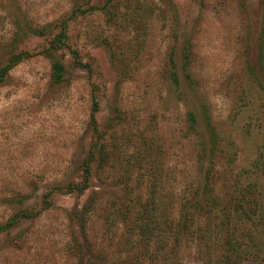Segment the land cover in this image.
<instances>
[{"label": "rangeland", "instance_id": "obj_1", "mask_svg": "<svg viewBox=\"0 0 264 264\" xmlns=\"http://www.w3.org/2000/svg\"><path fill=\"white\" fill-rule=\"evenodd\" d=\"M3 71L0 264H264V0H0Z\"/></svg>", "mask_w": 264, "mask_h": 264}, {"label": "trees", "instance_id": "obj_2", "mask_svg": "<svg viewBox=\"0 0 264 264\" xmlns=\"http://www.w3.org/2000/svg\"><path fill=\"white\" fill-rule=\"evenodd\" d=\"M62 69H63V66L58 63L56 65L55 74H54L57 81L61 80V78H62V75H63ZM4 75H5V72L3 71L2 74L0 75V81H2L4 79ZM191 117H193V115H191ZM95 132H96V130H95ZM90 166H91L90 162H86V164H85L86 183L79 189L81 191L87 189V187H88V182L90 180ZM199 205H202V203L199 202ZM186 221H187V219H185V222Z\"/></svg>", "mask_w": 264, "mask_h": 264}]
</instances>
